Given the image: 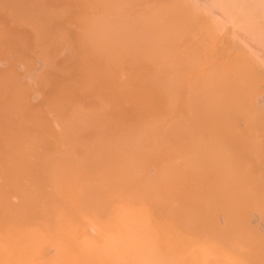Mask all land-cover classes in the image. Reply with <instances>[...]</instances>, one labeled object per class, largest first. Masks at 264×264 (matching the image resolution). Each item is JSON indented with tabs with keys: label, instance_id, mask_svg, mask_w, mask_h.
Wrapping results in <instances>:
<instances>
[{
	"label": "bare ground",
	"instance_id": "obj_1",
	"mask_svg": "<svg viewBox=\"0 0 264 264\" xmlns=\"http://www.w3.org/2000/svg\"><path fill=\"white\" fill-rule=\"evenodd\" d=\"M0 264H264V0H0Z\"/></svg>",
	"mask_w": 264,
	"mask_h": 264
},
{
	"label": "rangeland",
	"instance_id": "obj_2",
	"mask_svg": "<svg viewBox=\"0 0 264 264\" xmlns=\"http://www.w3.org/2000/svg\"><path fill=\"white\" fill-rule=\"evenodd\" d=\"M68 83H69V84H71L72 82H71V81H69ZM73 89H74V88H73Z\"/></svg>",
	"mask_w": 264,
	"mask_h": 264
}]
</instances>
